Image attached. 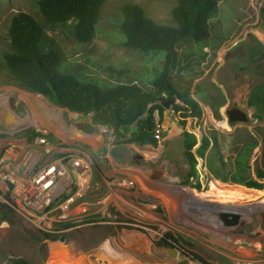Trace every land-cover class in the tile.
I'll list each match as a JSON object with an SVG mask.
<instances>
[{
	"label": "rangeland",
	"instance_id": "obj_1",
	"mask_svg": "<svg viewBox=\"0 0 264 264\" xmlns=\"http://www.w3.org/2000/svg\"><path fill=\"white\" fill-rule=\"evenodd\" d=\"M131 3L141 6L155 23L175 26L172 11L177 0H108L89 44H80L71 33L49 27L64 54L65 66L60 72L108 79L99 67L110 66L147 79L159 71L163 58L122 45L118 20L122 8ZM219 5L220 15L211 22V46L199 52L194 43H181V67L173 73L172 81L182 95L202 101L204 120H188V130L199 137L200 132L216 135L226 160L242 142H257L250 161L254 173L264 159V5L259 10L256 0H219ZM19 12L45 22L36 0H0V264L16 258L57 264L71 256L67 241H73L86 257L100 258L106 264H200L174 256L170 248L160 245L166 235L184 237L196 247L193 255L212 264H264V229L260 227L264 189L223 183L210 173L189 177L184 130L172 112L178 99L162 102L163 115L156 113L158 146L121 144L111 130L94 126L91 116L70 112L42 95L8 83L4 57L12 51L9 28ZM250 17L252 23L247 26ZM258 87H262L256 95L259 102H252L251 93ZM252 104L256 115L250 110ZM218 105H222L221 119L214 116ZM232 110L245 112L247 120L231 121ZM81 122L93 126L100 142L85 140L86 133L77 126ZM8 151L15 156L14 161L4 159ZM72 156L91 160L93 179L88 199L106 200V223L62 240L31 226L13 199L31 187L41 169L55 162L66 167L62 184L73 181L71 190L59 201L69 198L80 180L68 162ZM111 195L113 201H107ZM209 200L217 206L206 204ZM219 201L234 207L224 208ZM82 204L83 199H78L74 207ZM225 214H237L247 225L251 233L245 248L239 247L243 238L229 235L238 228L226 224ZM51 238L61 242L53 246L58 252L49 245Z\"/></svg>",
	"mask_w": 264,
	"mask_h": 264
},
{
	"label": "trees",
	"instance_id": "obj_2",
	"mask_svg": "<svg viewBox=\"0 0 264 264\" xmlns=\"http://www.w3.org/2000/svg\"><path fill=\"white\" fill-rule=\"evenodd\" d=\"M108 0H36V8L45 22L19 12L11 19L9 34L12 51L5 55L9 84L31 94L42 95L56 106L89 117L94 126L108 128L118 143L158 146L156 113H164L162 102L177 97L172 112L183 128L184 150L190 166L189 177L197 176V158L207 162L211 175L223 183L264 189V159L252 173L254 140L242 142L227 160L214 134L188 130V120L202 122V101L182 95L172 81L181 67L179 45L194 43L199 52L211 46V22L220 15L219 0H177L172 11L175 26L159 25L137 4L122 8L118 25L125 48L156 55L164 65L151 78L128 75L110 66H101L108 79L60 72L65 66L61 44L50 28L71 33L80 44H89L96 35L102 9ZM65 68V67H64ZM102 70V69H101ZM256 88L252 102H259ZM214 116L221 119L220 108ZM35 136V134H34ZM264 144V140H263ZM248 192V191H247ZM253 192V191H250ZM9 264H34L16 258Z\"/></svg>",
	"mask_w": 264,
	"mask_h": 264
},
{
	"label": "built area",
	"instance_id": "obj_3",
	"mask_svg": "<svg viewBox=\"0 0 264 264\" xmlns=\"http://www.w3.org/2000/svg\"><path fill=\"white\" fill-rule=\"evenodd\" d=\"M258 8L264 5V0H256ZM257 11V10H256ZM249 18L247 26L251 25ZM250 110L256 115V106L252 104ZM91 116V115H90ZM193 133V132H192ZM197 136V135H196ZM199 137V136H198ZM87 138L100 142L99 137L93 134H85ZM84 140V141H85ZM41 142L46 144V140L41 139ZM46 148L47 145H40ZM5 160H15V156L11 152L4 155ZM72 169L80 175L78 189L66 200L60 202V196L71 190L73 181L62 184V180L66 174V167L62 162L52 163L38 173L32 182L31 187L22 193L13 201L16 203L18 212L30 223L31 226L43 231L48 237H59L67 239L72 233L95 227L106 223L107 204L105 199L91 201L88 199L92 188L93 167L92 162L88 158L72 156L68 161ZM197 172L202 176H207L210 172L206 161L202 158H197ZM70 179V178H68ZM73 191V189H72ZM115 193V192H114ZM113 195L107 201H113ZM78 199H83L81 206L74 207V203ZM66 249H68L71 257L69 261L72 264H106L105 261L96 257L92 260L83 255L75 246L73 241H67ZM60 241L56 242L52 238L49 239V245H59ZM82 254V255H81ZM70 263V264H71ZM57 264H69L66 260Z\"/></svg>",
	"mask_w": 264,
	"mask_h": 264
},
{
	"label": "flooded vegetation",
	"instance_id": "obj_4",
	"mask_svg": "<svg viewBox=\"0 0 264 264\" xmlns=\"http://www.w3.org/2000/svg\"><path fill=\"white\" fill-rule=\"evenodd\" d=\"M206 201H208V200H206ZM219 202H220V204H218V205L223 206L224 208L232 209V207H234L230 203L221 202V201H219ZM206 204H210L212 206H217V204L213 203L211 200H209V202H206ZM200 205H202V204L200 203ZM238 217H239V215H238ZM228 218H229L228 219L229 221L232 220L231 217H228ZM230 226H232V227L236 226L238 229H235V230L232 229L231 231H229V235H231L232 237L233 236H240L244 240V241H242V245L239 246L240 248H242V249L245 248L243 246L244 243L250 244L249 243V238H250L249 234L251 232L247 229V225L244 222H241L240 217L238 218L236 224L230 225ZM260 227L262 228V223H260ZM253 238H256V236H254ZM160 245H162L163 247L170 248L171 250L175 251L177 253V255H180L183 258H187V259L192 260V261H198L200 264H212V263H209V262L193 255V253L196 251V247L192 244L190 245L182 236L171 237L170 235H166L164 237V239L162 240V243ZM227 262H230V261H227ZM225 264H229V263H225ZM243 264H247V263H243ZM248 264H253V263H248Z\"/></svg>",
	"mask_w": 264,
	"mask_h": 264
},
{
	"label": "water",
	"instance_id": "obj_5",
	"mask_svg": "<svg viewBox=\"0 0 264 264\" xmlns=\"http://www.w3.org/2000/svg\"><path fill=\"white\" fill-rule=\"evenodd\" d=\"M177 101V97H173L172 98V102H176ZM166 107V106H165ZM229 117L231 121H246L247 120V114L245 112L239 111V110H232L229 112ZM79 127L80 130H82L83 132L87 133V134H93L95 133V130L93 128V126L89 123V122H81L77 125ZM248 189V188H247ZM231 217L232 220L229 221L227 218ZM223 218L226 221V224L229 225H234L237 223L238 220V215L237 214H225L223 215ZM262 228L264 229V219H263V223H262ZM65 238H63L62 240H64ZM171 250V249H170ZM172 254L174 256L177 255V253L173 250H171Z\"/></svg>",
	"mask_w": 264,
	"mask_h": 264
},
{
	"label": "bare ground",
	"instance_id": "obj_6",
	"mask_svg": "<svg viewBox=\"0 0 264 264\" xmlns=\"http://www.w3.org/2000/svg\"><path fill=\"white\" fill-rule=\"evenodd\" d=\"M53 246H54V245H53ZM53 246H52V247H53ZM53 249H54L55 251H57V252H58V250H59V249H58V248H56V247H55V248L53 247ZM70 257H71V256H70V255H68V256H67V260H66V261H69Z\"/></svg>",
	"mask_w": 264,
	"mask_h": 264
},
{
	"label": "crops",
	"instance_id": "obj_7",
	"mask_svg": "<svg viewBox=\"0 0 264 264\" xmlns=\"http://www.w3.org/2000/svg\"><path fill=\"white\" fill-rule=\"evenodd\" d=\"M241 241H244L243 239H241Z\"/></svg>",
	"mask_w": 264,
	"mask_h": 264
}]
</instances>
